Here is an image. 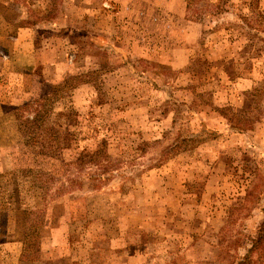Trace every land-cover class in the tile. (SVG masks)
Returning <instances> with one entry per match:
<instances>
[{"label":"rangeland","instance_id":"374dc122","mask_svg":"<svg viewBox=\"0 0 264 264\" xmlns=\"http://www.w3.org/2000/svg\"><path fill=\"white\" fill-rule=\"evenodd\" d=\"M188 2L0 0V264L247 254L264 221V0ZM48 16L64 22L11 59L20 19ZM24 218L20 257L2 243Z\"/></svg>","mask_w":264,"mask_h":264},{"label":"crops","instance_id":"0c3cea01","mask_svg":"<svg viewBox=\"0 0 264 264\" xmlns=\"http://www.w3.org/2000/svg\"><path fill=\"white\" fill-rule=\"evenodd\" d=\"M22 7H25L26 10L31 11L30 5H28V6L22 5ZM57 11H59V10L57 9ZM62 12H64V11L62 10ZM65 18H67V17H65ZM20 21L22 23L19 26V32L15 36V50L16 51L14 54H11V59L13 58L14 55L15 56L21 55L22 52L26 56H29L28 52L25 50L35 51V49H36L35 42H36V39H38V34H37L38 29H40V28H51L52 25L56 27L58 24L63 23L64 19L63 18L58 19L57 16H54V17L48 16L44 20H40V18L35 19L32 17H27V18L24 17V18L20 19ZM65 21H66V19H65ZM65 26H67V25H65ZM67 29H70V28L68 27ZM34 47H35V49H34ZM22 49H25V50H22ZM59 50H60L59 55H58L59 57L57 60H55V64H56V68H57V73L55 76H64L65 73H67V70L69 68L67 67V64H66V66H64V63L62 62V59H63L62 55H60V54H63V51L58 48L57 51H59ZM18 68L20 69L21 67H18ZM19 71H20L19 72L20 75H24V76H30L31 75L25 71H22V70H19ZM114 72H116V70L113 72H110V73L114 74ZM52 81L56 82V80H52ZM18 212L19 211H17V216L15 217V220L18 218ZM11 213L14 215V212H11ZM13 215L10 216L11 222L15 221L13 219V217H14ZM24 222H25V224H24ZM23 224H24V227H23V230L21 232L19 230L10 229L8 239L6 240V242L2 243L4 245L10 246L12 250L18 251L20 257L22 256L23 252L25 251L24 249H26V243L28 240V236L33 235V234H30L33 227H31V225L27 226L25 218H24ZM29 228H31V230ZM20 261L22 263L27 262L23 259H20Z\"/></svg>","mask_w":264,"mask_h":264},{"label":"trees","instance_id":"16d2710c","mask_svg":"<svg viewBox=\"0 0 264 264\" xmlns=\"http://www.w3.org/2000/svg\"><path fill=\"white\" fill-rule=\"evenodd\" d=\"M196 0H189V8L194 5ZM246 20V19H245ZM33 238L27 240V252L32 251ZM236 259V258H235ZM233 264H264V221L260 226L257 235L251 239V245L247 251V254L239 261H235Z\"/></svg>","mask_w":264,"mask_h":264}]
</instances>
